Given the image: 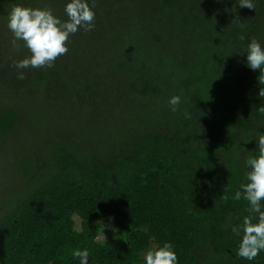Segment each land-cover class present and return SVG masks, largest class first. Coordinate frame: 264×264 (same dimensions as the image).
<instances>
[{
  "label": "trees",
  "instance_id": "obj_1",
  "mask_svg": "<svg viewBox=\"0 0 264 264\" xmlns=\"http://www.w3.org/2000/svg\"><path fill=\"white\" fill-rule=\"evenodd\" d=\"M64 2L0 0V71L14 77L13 60L28 54L11 47V7L65 19ZM254 2L255 10L236 0H96V28L70 38L71 60L25 71L34 107L0 102V147L13 143L0 151V173L17 186L0 203V264H78L73 252L85 248L89 264H143L164 242L179 264H250L235 255L230 225L248 215L234 195L264 133V74L245 54L252 38L264 47V0ZM76 60L67 88L60 69ZM53 76L73 103L68 117L51 104ZM173 95L183 97L177 113ZM20 115L31 117L27 127ZM63 118L83 123L77 139L63 137ZM251 264H264V252Z\"/></svg>",
  "mask_w": 264,
  "mask_h": 264
},
{
  "label": "clouds",
  "instance_id": "obj_2",
  "mask_svg": "<svg viewBox=\"0 0 264 264\" xmlns=\"http://www.w3.org/2000/svg\"><path fill=\"white\" fill-rule=\"evenodd\" d=\"M236 3L240 8L255 10L254 0H236ZM95 7L96 0H65L62 9L65 19L55 14L52 8L25 7L22 4L11 7L6 16L11 47L15 51L22 45L28 53L23 59L13 60L17 78L25 79V71L29 69L54 67L59 58L69 53L71 37L81 30L94 31ZM238 21L239 17L232 23ZM240 39L244 40L245 37L241 36ZM245 54L246 66L264 74V47L257 39L252 38L247 43ZM182 102L181 95H173L167 104L171 112L177 113ZM259 111L264 114V108ZM185 116L188 114L185 113ZM255 143L258 155L247 159V182L240 184L234 195L235 200L247 202L245 211L248 215L242 217L239 226L230 225L231 231L239 237L235 255L250 264L264 252V133L257 134ZM73 257L78 264H89L90 253L86 248L75 250ZM143 264H179L174 245L164 242L162 246L148 249L143 254Z\"/></svg>",
  "mask_w": 264,
  "mask_h": 264
},
{
  "label": "rangeland",
  "instance_id": "obj_3",
  "mask_svg": "<svg viewBox=\"0 0 264 264\" xmlns=\"http://www.w3.org/2000/svg\"><path fill=\"white\" fill-rule=\"evenodd\" d=\"M4 33L0 30V47L2 46V38L4 37ZM23 49V51L25 52L26 49L22 47H20L18 50ZM71 52V51H69ZM6 53L9 54L11 53L10 50H6ZM72 53V52H71ZM3 53H0V64L1 63H5V58L7 57L6 55H2ZM80 54H77V56H79ZM67 55L61 57L63 58L65 61H69L71 60V58ZM78 61V60H76ZM81 60L76 62V64H71L68 63L65 70L62 71V69H60V73L61 74H65V86L68 88L69 86H74V84H76V80L75 78L79 75H67L68 73H80V65H81ZM63 63V62H62ZM71 68V69H69ZM6 71H0V102H5L7 100V98H11L13 97L14 100H16L17 102L20 101L21 102H25L23 105H21L22 109L24 111H26L27 109L30 110L31 105L32 104V84L29 83V78L20 80L17 78V75H14V77L12 75H7L9 73V68H5ZM71 70V71H70ZM74 78V79H73ZM106 85H108V83H105ZM50 87H51V91L53 92L52 97H51V104L54 106V108H56L58 111H64L61 115H59L60 117H68L69 114L68 112L70 111V106L71 103L70 100L67 99L68 94L64 93V87L62 84V81H60L57 77H51L50 79ZM108 89V88H106ZM23 91V92H22ZM26 96V100L24 101L23 98ZM94 96V94L92 95ZM12 100V99H11ZM108 103H105V101L103 100V106L106 105L104 107V112L106 114H110L111 113V108L109 106L111 100H108ZM83 102L80 100H76L75 104H76V108L77 110H79L81 113H77L78 117H82L85 119V121H88L90 116L87 115L88 110L87 107L82 104ZM35 104H32V107H34ZM18 105H16L17 107ZM26 116V115H25ZM23 116L20 115L21 121H24L25 126L27 127V124H29V120L31 119L30 116ZM28 117V118H27ZM64 122L61 123V131H63V137L65 138H78V134L81 132V124H83L82 122H78L76 123L75 121L69 120L68 118H63ZM18 136V135H17ZM17 141V142H15ZM15 143L16 145L19 144V139L18 137L15 138ZM13 144V143H12ZM11 143H7L6 145L3 144L0 147V151L3 152H7V150L9 148H11L12 146ZM88 147H92L95 148L96 145H87V149H89ZM11 168L13 169L14 167L11 166ZM14 173L15 175L18 176V173L16 172L15 168H14ZM12 175V176H15ZM16 176V177H17ZM17 189V186L15 185V182L13 180V178L11 179V175H9L8 172H2L0 173V203L6 198L9 197L8 195H10L11 193H13L15 190ZM108 226L112 227V223L108 222ZM104 236V232H102V236L101 238H103Z\"/></svg>",
  "mask_w": 264,
  "mask_h": 264
},
{
  "label": "water",
  "instance_id": "obj_4",
  "mask_svg": "<svg viewBox=\"0 0 264 264\" xmlns=\"http://www.w3.org/2000/svg\"><path fill=\"white\" fill-rule=\"evenodd\" d=\"M52 264H58L57 262H53Z\"/></svg>",
  "mask_w": 264,
  "mask_h": 264
}]
</instances>
